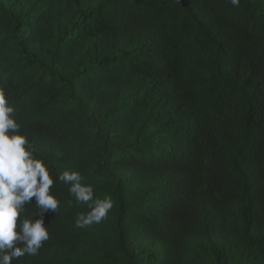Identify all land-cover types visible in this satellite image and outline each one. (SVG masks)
I'll return each mask as SVG.
<instances>
[{"label": "trees", "instance_id": "trees-1", "mask_svg": "<svg viewBox=\"0 0 264 264\" xmlns=\"http://www.w3.org/2000/svg\"><path fill=\"white\" fill-rule=\"evenodd\" d=\"M0 89L60 201L12 264H264V0H0Z\"/></svg>", "mask_w": 264, "mask_h": 264}, {"label": "clouds", "instance_id": "clouds-1", "mask_svg": "<svg viewBox=\"0 0 264 264\" xmlns=\"http://www.w3.org/2000/svg\"><path fill=\"white\" fill-rule=\"evenodd\" d=\"M229 3L239 7L240 0ZM14 113V106L0 89V264H12L25 254L37 255L49 239L45 214L56 213L60 205L50 192L53 179L49 168L35 157V146L19 132ZM59 179L69 185V193L77 203L87 204L89 208L86 213L77 214V228L100 223L113 208L110 197L93 198V187L82 183L79 172L64 171ZM33 197L39 211L32 217L21 218Z\"/></svg>", "mask_w": 264, "mask_h": 264}]
</instances>
